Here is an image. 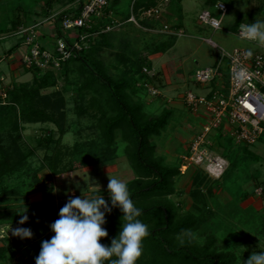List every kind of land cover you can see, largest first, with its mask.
<instances>
[{"label": "rangeland", "instance_id": "rangeland-1", "mask_svg": "<svg viewBox=\"0 0 264 264\" xmlns=\"http://www.w3.org/2000/svg\"><path fill=\"white\" fill-rule=\"evenodd\" d=\"M128 1L123 0L119 3L121 13H129L128 8L132 4L128 3L127 8ZM223 1L227 3L228 11L224 19V28L221 30H214L199 22V14L207 7L206 0H183L182 9L181 3L172 2L171 5L167 1L160 20H153L156 17L147 18L151 19V25L148 26L152 29L156 28L155 30L158 31L142 27L137 22L119 25L115 27V34L110 35V38L103 41L100 49L94 51L98 59H103L105 65L110 66L111 76L115 79L121 78L128 83L125 86L127 99L132 104H139L146 116L171 111L166 128L161 134L150 139L156 146L157 158H164V161L170 165H175L180 161L184 164V157L191 155V143L202 135L203 126L206 123V117L202 116L201 112H195L192 106L184 102L183 99L189 90L196 94H204L209 91L206 86L195 81V71L200 67L219 62H221L222 71H228L229 63L222 55L221 49L209 44L205 39L212 38L226 51L240 47L264 53V50L257 44L238 38L235 31L231 30V27L241 18L245 19L251 15L264 22V0ZM49 2H55L51 13L53 14L58 10L61 13L68 8H74L75 5H78L79 0H0L1 55L11 52L22 54L20 46L22 40L25 41L26 35L16 33L19 30L16 26L17 22L22 21L29 26L39 22L43 18L41 13L43 7L47 6ZM261 6L263 9L260 8ZM57 14H54V20ZM47 22L44 20L41 24L44 25ZM163 25H168L169 29L163 31L166 30L165 27H161ZM37 28L40 32L44 31L41 26ZM70 31L67 30L66 35ZM73 32L71 31V33ZM77 32L78 30L75 33L77 34ZM44 33L45 36L41 38L42 42H47L46 46L49 49L56 47L57 38L48 36L46 31ZM45 40L46 42H44ZM49 40H53L52 44L48 43ZM161 43L165 45L160 47ZM145 61L152 63L154 72L157 73V84L161 87L164 96L158 98L157 94L153 95L144 90L134 89L135 82L133 80L136 78L140 64ZM105 68L107 67L105 66ZM79 76V73L78 75L72 73L69 81L65 75L59 74L54 79L52 77V81L56 82V87L52 84L41 87L42 83H36L41 78L39 74L32 73L26 76L18 73L13 75L7 59L0 63V92L3 88H8L10 84L31 77L27 84L29 91L38 92L33 102L36 106L45 107L48 103L47 99L50 100L56 90L61 91L63 96L67 97L65 104L59 110L66 113L65 118L60 119L61 124L64 125L63 134L53 122L25 121L17 116L16 123L20 129L14 131L12 121L15 118L10 116L0 118V167L6 170L0 179V214H2L1 212L5 214V218L0 215V264H24L26 251L12 249L15 237L13 231L18 228V225L11 224L14 218L13 214L17 219L30 213L37 217L40 208L46 205L49 195L50 202L47 205L53 204L54 200L51 201L50 191L54 189L55 184L59 186L56 188L59 197H67L74 191L78 194L77 197L109 198L105 195L110 177L120 179L125 183L135 177V171L126 156L128 142L121 140V136L118 135L117 149L115 152L109 153L110 155L118 154L117 163L112 165L100 163V165L92 166V164L85 165L79 161L76 169L67 172L66 175H63L65 174L63 172L58 176H50L47 182L39 181L49 173V170L43 168V160L46 155L53 152L57 144L56 141L60 140V147L68 152L78 144L85 145L87 150L91 143L100 144L101 141L106 140L102 137V130L99 127L102 107L100 98V104L97 105L99 110L93 113L94 115L83 119L76 114L79 110V102L76 100L75 86L77 87V84L82 81ZM223 80L226 83L225 87L228 88L229 74ZM42 82L45 85L50 84L51 79H45ZM89 102L94 105V101L90 100ZM16 107L19 110L21 103L18 102ZM103 109H108L105 103ZM48 111L50 112V109ZM226 132L225 129L213 131L212 137L216 143L212 142L207 145L212 157H222L226 151L222 146L223 143L219 142L220 146L217 145L219 139H222L223 142L231 140ZM49 136L53 139L51 143L46 141ZM15 145L25 151L27 160L20 169H10L9 171L7 170V167L10 168L9 157L3 156V151L10 152ZM230 146L242 153L241 157L237 155L236 158L238 161H242L243 165L240 168H235L232 164V172L234 170L243 171L242 188L237 185L239 188L233 189L231 183L223 184L221 181L217 183L218 185L215 184L206 171L208 163L204 161L193 163L188 166L185 172L181 171L182 175L175 179L176 191L171 198L177 207L178 215L194 212L198 217H201V214L204 213L205 218L202 223L193 231V237L197 244L203 245L209 237L214 238L218 250L233 252L236 256V263L244 264L253 251H260L258 247L260 240L264 241V138L253 146L243 147V149L229 141ZM94 151L96 155H90V157L96 160H101V154L107 153V150L105 152L101 147ZM85 155L87 153L81 155L77 152L73 156L67 155L64 158V163L72 164L76 157L80 158ZM226 160V172H228L231 170V165L229 160ZM231 178L234 179V177ZM237 179L241 180L242 176L238 175ZM32 181H34V185L31 187ZM201 188L206 189L207 192L205 198L201 195L200 200L197 201L194 197ZM259 188L263 190L261 196L256 191ZM210 189L214 194L210 195ZM56 203L58 202L54 204ZM63 203L59 202V204ZM32 227L33 225L30 224L29 228ZM3 236L8 237L9 240L3 239ZM184 238L185 234L181 236V240Z\"/></svg>", "mask_w": 264, "mask_h": 264}, {"label": "trees", "instance_id": "trees-1", "mask_svg": "<svg viewBox=\"0 0 264 264\" xmlns=\"http://www.w3.org/2000/svg\"><path fill=\"white\" fill-rule=\"evenodd\" d=\"M121 1L122 0H109V7L107 9L109 12L113 13V16L108 15L102 19H94L95 21L91 27L77 29L78 35L89 34V37L85 40L87 47L77 51L75 56L63 62L61 68L44 71L40 68L27 67L32 73H37L41 76L40 80L36 81V83L40 82L43 84L42 81L45 79H51L50 84H41V87H46L51 84L56 87V82L52 81V77L54 79L56 75L63 74V76L65 75L70 81V74L73 73L78 75L79 73V78H82V81L77 84V87L75 86L76 100L79 102V110L76 114L79 118L86 119L94 115L93 113L99 110L97 108V105L100 104L99 98L102 101L99 127L102 130V137L106 140L101 141L100 144L95 142L91 143L87 150L85 145L78 144L73 150L71 149L68 152H65L60 147V140L56 141L57 144L53 152L46 155L43 160V168H45L44 170H49V173L43 180L40 179L39 181L45 180L47 182L50 176H58L63 174V172L67 173L75 170L79 161H82L85 165L92 164V166L100 165V163H108L111 165L117 163L119 160L118 154L110 155L109 153L111 151H116L119 143L117 142L118 135H120L121 140H126L128 142L126 146V156L130 166L135 171V177L126 184L135 207L141 210V215L138 218L147 226L148 230V234L143 241V254L138 264H237L235 254L233 252L218 250L214 238L211 239L209 237L203 245L197 244L193 237V231L202 223L205 218L204 213L201 214V217H198L194 212L178 215L176 210L177 207L171 197L176 191L175 179L182 175L181 167L183 163L180 161L175 165H170L164 161V158H157L156 146L150 140L151 137L161 134L166 128L171 111H165L159 115L150 114L146 116L139 104H132L130 100L127 99L125 86H127L128 83L121 78L115 79L111 76L109 73L110 66L105 65L103 59L100 60L98 56H95L94 51L100 49V46L103 45V41L110 38L109 36L116 32L115 29L107 32L103 31L108 25L119 26L122 23L128 22L131 16L134 15L139 25L150 29L152 27L148 25H151V19L141 18V15L143 11L156 6L159 2L164 0H129L127 2V8L128 3L132 4L130 5L131 8H128L129 14L125 12L121 13L119 9V3ZM220 1L223 0H206L207 7L203 10H211L214 15L220 16V12L216 9V4ZM172 2L181 3V9L183 8V0H169L171 5ZM54 3L55 2H49L47 6L43 7V11L41 12L43 16L49 17L51 15ZM260 8L263 9V6ZM79 13V6H77L68 8L56 15L55 27L59 37H65L68 42H71L70 33L66 35L67 30L63 27L62 21L66 15H78ZM255 21L261 20H258L254 15L245 19L243 17V19L241 18L239 22L231 27V30L236 32L242 24L249 25ZM21 23L22 21L17 22V28L28 26ZM161 27H164V25ZM154 34L159 35L158 33ZM163 45L165 44L161 43L160 47ZM160 50L162 49L160 48ZM216 64L217 63L213 65ZM105 66L107 68H105ZM145 69L151 72L147 73ZM221 72V76H227L226 71L223 70ZM156 77L157 73L154 72L151 62L145 61L143 64L141 63L138 68V73H136V78L133 80L135 82L134 89L138 91L144 90L147 93L149 92L147 84H152V86L160 90V93L156 96H158V98L159 96H164L161 87L157 84L158 81H156ZM28 87L27 81L10 84L7 91L8 98L6 103L3 104L0 102V118L6 116L15 118V120L12 121L14 131L20 129V126L16 123L17 116L25 121L53 122L59 128L60 133L63 134L64 125L61 124L62 121L60 119L65 118L66 113L59 110L60 107L65 104L64 102H66L65 99H67V97H64L61 91L56 90L53 92L54 95L52 94V98L50 100L47 99L48 103L45 107L36 106L33 102L38 92H36V94L31 90L29 91ZM40 94L43 93L40 92ZM90 100L94 101V105L92 102H89ZM18 102L21 103V108L19 110H17L16 107L18 106ZM104 103L108 108L106 109L107 111L103 109ZM48 109H50V112ZM228 136L231 140H225L223 142L222 139H219L220 141L217 139V145L220 146V144L223 143L222 146L226 149L223 156L229 160L231 170L228 172L225 171L223 176L219 179L208 175L213 179L215 184L220 181L223 184L231 183L233 189H238L239 187H243V171L237 172L234 170L232 172V164L235 168H240L243 165V162L238 161L236 158L237 155L241 157L242 153L234 150L233 146L229 147V141L235 146L242 147V149L243 147H251L253 145L239 144L232 136ZM220 137L222 138L221 133ZM46 141L47 143H51L53 139L49 136ZM207 141L216 143L213 141L212 133L207 136ZM99 147L105 152L107 150V153L105 155L101 154V160L91 158L90 155H96L94 154L96 153L94 150L99 149ZM3 152V156L9 157L10 161V168L7 167V170H17L25 165L27 154H25V151L20 147L15 145L14 149L10 150V152ZM76 152L81 155L87 153V155L81 156L80 158L76 157L72 164H65V156H73ZM5 171L6 170L0 167V179L3 177ZM229 172L232 173L230 174ZM238 175L242 176L241 180L237 179ZM231 177H234V179ZM33 185L34 181L31 182V187ZM237 185L239 187H237ZM224 187L227 186L224 185ZM225 190L231 191L232 189ZM106 191L107 193L105 196L109 198L104 199L109 207H111L110 194L108 190ZM206 192V189L201 188L200 192H198L194 198L199 201L201 195L205 198ZM210 192V195L214 194L212 189H210ZM63 202V204H59L58 206V216L60 209L68 201ZM40 212L41 210L38 211V213ZM1 213L0 215L5 218L4 212ZM39 215L41 216V214ZM39 215L37 214L36 217L31 213L28 214L27 216L29 219L21 225L19 221L22 217L17 219L16 215L13 214L14 218L11 224L18 225V228H29L30 224L33 225L32 228H29L33 232L31 238L21 239L17 236L14 237V246L12 249H14V251L25 250L27 253L24 258V264H36V257L41 250L42 241L50 240L54 235L52 230L43 233L42 225L39 223L38 219ZM122 216L123 213L119 208H112L111 212L106 211V223L103 227L108 231V236L101 238L100 242L102 244L110 245L112 239L118 236L121 230ZM183 234H185V238L181 240ZM3 239L9 240V238L5 236H3ZM112 259H115V257ZM106 264H108V262H106Z\"/></svg>", "mask_w": 264, "mask_h": 264}, {"label": "built area", "instance_id": "built-area-1", "mask_svg": "<svg viewBox=\"0 0 264 264\" xmlns=\"http://www.w3.org/2000/svg\"><path fill=\"white\" fill-rule=\"evenodd\" d=\"M164 0L156 6L143 11L141 18H160L164 11ZM221 5V6H220ZM80 13L70 14L63 18L62 24L66 30L76 31L80 28H88L94 23V19H102L111 16L108 11L109 0H79ZM216 9L220 16L214 15L211 10H202L199 14V22L208 25L214 30L223 29L224 19L228 11L227 4L220 1L216 4ZM129 21L137 22L134 15ZM216 24L219 27H213ZM242 24L235 32L240 39L257 44V42L241 38ZM39 24L20 27L16 32L19 35H26L23 42L26 46V53L22 57V63L29 68H40L44 71L61 68L63 62L75 56L77 51L87 47L85 40L89 34L70 35L71 42L65 37L57 35L56 47L49 49L41 40V33L38 30ZM115 25H108L103 31L107 32L115 29ZM167 31L168 25L164 26ZM70 31V32H71ZM179 32V31H178ZM182 34V32H180ZM209 44L220 48L222 55L228 60V88L221 79V62L216 65L200 67L195 71L194 79L197 83L206 86L209 92L206 94H196L189 90L184 95V102L192 106L195 112H201V106L207 109L206 123L203 126L202 135L195 138L191 143V155L184 157L182 172H185L189 165L193 163L207 162V173L215 178H220L226 171V159L212 157L207 145V136L214 130L225 129L228 135L232 136L239 144L254 145L264 138V53L257 50H249L240 47L226 51L221 48L212 38L205 39ZM5 56L0 54V63ZM150 73L148 69H145ZM216 80V81H215ZM151 94L160 93L152 84H147ZM9 88V87H8ZM8 88H3L0 92V102L5 104L8 98ZM184 168V169H183ZM260 189V190H259ZM257 189L261 195L263 190ZM259 190V191H258Z\"/></svg>", "mask_w": 264, "mask_h": 264}, {"label": "clouds", "instance_id": "clouds-1", "mask_svg": "<svg viewBox=\"0 0 264 264\" xmlns=\"http://www.w3.org/2000/svg\"><path fill=\"white\" fill-rule=\"evenodd\" d=\"M241 38L264 46V22L242 26ZM108 192L111 207L104 197L70 198L60 209L59 219L50 225L54 235L42 241L36 264H138L148 234L147 226L138 218L141 210L135 207L122 180L110 177ZM112 208H119L123 213L122 225L118 236L106 245L100 241L108 236L103 225L106 211L111 212ZM28 219L24 215L19 223L23 225ZM13 234L21 239L33 236L31 229L23 227L15 229ZM258 247L260 251H253L244 264H264V241L260 240Z\"/></svg>", "mask_w": 264, "mask_h": 264}, {"label": "crops", "instance_id": "crops-1", "mask_svg": "<svg viewBox=\"0 0 264 264\" xmlns=\"http://www.w3.org/2000/svg\"><path fill=\"white\" fill-rule=\"evenodd\" d=\"M123 1V0H122ZM121 1V2H122ZM78 5H75V7H77ZM63 8V7H62ZM65 8V7H64ZM63 8V9H64ZM61 11H62V9H61ZM60 12V10H58L57 12H53V14H51L49 17H44V16H42L43 18L39 21V22H35L34 24H31V25H35V24H39V26H41L42 27V29H44V31L43 32H40L41 33V38L42 37H44L45 36V31H46V34H49L48 36H51V37H53V38H55L56 39V37H57V33H56V27H55V20L53 19L54 18V14H57V13H59ZM51 13H52V10H51ZM112 15L111 16H113V13H111ZM129 14V13H128ZM56 16V15H55ZM52 19V20H51ZM159 20H160V18H158ZM44 20H47L48 22H47V24H44V25H42L41 23L44 21ZM156 20V19H155ZM133 21H128V22H125V23H122V24H120L121 26L122 25H124V24H130V23H132ZM119 23V22H118ZM22 24V23H21ZM21 26H23V25H21ZM29 26V25H28ZM118 26V25H117ZM149 29V28H148ZM150 29H152V28H150ZM152 31H158V30H155V29H152ZM160 31H162V30H160ZM76 31H74L73 33H71L70 32V35H72L73 37L74 36H76V33H75ZM52 41L53 40H49V42L48 43H50V44H52ZM44 42H46V40L44 41ZM47 43V42H46ZM46 43H44L45 45H46ZM21 49H22V54H14L13 52H11V53H6V54H4L3 56H5V59L4 60H6L7 59V61L9 62V68H10V70L13 72V75H17L18 73H19V75H23V74H25L26 76H28V74H32V72L30 71V70H28V68L24 65V64H22V58H21V56L23 55V54H25L26 53V51H27V49H26V46L24 45V43H23V40H22V43H21ZM9 48V47H8ZM7 48V49H8ZM19 50V49H18ZM23 57V56H22ZM153 70H155L154 68H153ZM228 72V71H227ZM33 76V75H32ZM31 76V77H32ZM227 76H228V74H227ZM226 76V77H227ZM31 77H28V78H26V80H19L18 82H26V81H28ZM225 76H223V77H221V79L223 80V78H226ZM208 89V88H207ZM209 90V89H208ZM209 92V91H208ZM207 93V92H206ZM206 93H204V94H206ZM201 109H202V111H201V114H202V116H205L206 117V114H207V110H206V108L204 107V106H201ZM222 157H224L225 159H227L225 156H222ZM227 161V160H226ZM183 165V164H182ZM182 169V168H181ZM63 175H66V173L65 174H63ZM219 179V178H218ZM54 181V180H53ZM59 186H57V184H55L54 185V189L52 190V191H50L51 192V201H53L54 200V202H53V204L52 205H50V206H48L47 205V203L48 202H50L49 201V199H50V195H49V197H48V199H47V203H46V205H44V206H42L40 209H41V212L39 213V214H41V216L39 215V217H38V219H39V223H41V225H42V231H43V233H47V232H49L50 230H51V227H50V225L53 223V222H55L57 219H59V216H58V206H59V202H63V201H68L70 198H75V197H77V193L76 192H74V191H72L67 197H59L58 196V194H57V192H56V188H58ZM257 190V189H256ZM54 193V195H52ZM263 194V193H262ZM261 194V195H262ZM261 195H259V196H261ZM55 202H58V203H56V204H54ZM263 218H264V216H263Z\"/></svg>", "mask_w": 264, "mask_h": 264}, {"label": "bare ground", "instance_id": "bare-ground-1", "mask_svg": "<svg viewBox=\"0 0 264 264\" xmlns=\"http://www.w3.org/2000/svg\"><path fill=\"white\" fill-rule=\"evenodd\" d=\"M187 169V168H186Z\"/></svg>", "mask_w": 264, "mask_h": 264}]
</instances>
